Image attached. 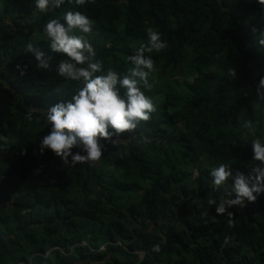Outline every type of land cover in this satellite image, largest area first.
<instances>
[{"label":"trees","instance_id":"16d2710c","mask_svg":"<svg viewBox=\"0 0 264 264\" xmlns=\"http://www.w3.org/2000/svg\"><path fill=\"white\" fill-rule=\"evenodd\" d=\"M65 11L94 21L84 35L101 61L96 74H126L148 27L167 41L144 53L153 60L151 87L139 84L154 105L149 118L115 145L100 138L101 157L75 166L38 150L47 108L83 86L57 75L67 57L42 32ZM261 31L256 0H64L46 12L0 0V264H264V193L227 209L231 224L207 203L232 184L214 188L210 167L247 174L252 135H264ZM28 43L51 57L49 68L36 67Z\"/></svg>","mask_w":264,"mask_h":264},{"label":"clouds","instance_id":"9594fccd","mask_svg":"<svg viewBox=\"0 0 264 264\" xmlns=\"http://www.w3.org/2000/svg\"><path fill=\"white\" fill-rule=\"evenodd\" d=\"M36 10L48 11L49 7L59 8L64 0H32ZM82 5L85 0H69ZM264 7V0H256ZM94 21L80 11H65L61 17L47 19L42 25V32L47 37L49 48L53 52L66 55L55 66L57 75L69 80L81 81L83 86L78 88L69 100L58 101L45 111L49 130L40 137L38 150L43 153L49 149L60 158L64 166H75L77 162H94L98 160L106 144L100 138L115 145L120 133L134 129L139 121L147 120L154 110L152 99L145 95L139 87L140 83L150 88L147 77L153 70V60L145 52L160 51L167 47V41L162 40L161 34L151 27L145 29L147 43H142L133 54L128 56L132 66L127 73L120 75L111 68L102 74H96L101 69V61L94 59L96 53L92 44L84 34L90 33ZM255 31V29H253ZM256 43L264 47V31H261ZM33 54L37 68H49L50 56L33 47L26 45ZM26 67V66H25ZM20 74L24 68L17 65ZM234 75V69L228 70ZM121 89L123 92L121 93ZM256 95L264 99V75H261L256 86ZM31 119V113L27 114ZM240 128L249 134L255 131V122L244 119ZM147 141V137L142 136ZM8 137L0 134V147L7 143ZM252 156L245 174L237 170L233 175L231 166L218 163L209 169L212 186L226 185L231 177L232 184L225 187L226 196L217 202L209 199V206L214 205L217 215L225 214L231 224L234 206L243 207L246 201H254L264 193V135H252ZM77 149L73 151V149ZM38 171V170H37ZM234 194V195H233ZM158 251L159 246L153 245Z\"/></svg>","mask_w":264,"mask_h":264},{"label":"rangeland","instance_id":"374dc122","mask_svg":"<svg viewBox=\"0 0 264 264\" xmlns=\"http://www.w3.org/2000/svg\"><path fill=\"white\" fill-rule=\"evenodd\" d=\"M165 85V84H164ZM165 88H166V85H165V87L163 88L164 90H165ZM140 254V253H139Z\"/></svg>","mask_w":264,"mask_h":264}]
</instances>
